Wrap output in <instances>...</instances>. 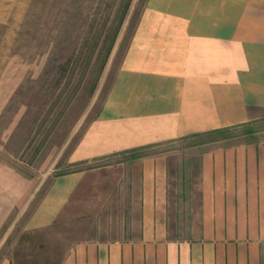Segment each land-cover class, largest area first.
<instances>
[{"label": "crops", "instance_id": "1", "mask_svg": "<svg viewBox=\"0 0 264 264\" xmlns=\"http://www.w3.org/2000/svg\"><path fill=\"white\" fill-rule=\"evenodd\" d=\"M262 117L264 0H147L72 169L0 264H264V137L148 151Z\"/></svg>", "mask_w": 264, "mask_h": 264}, {"label": "rangeland", "instance_id": "2", "mask_svg": "<svg viewBox=\"0 0 264 264\" xmlns=\"http://www.w3.org/2000/svg\"><path fill=\"white\" fill-rule=\"evenodd\" d=\"M147 0H132L109 59L107 42L129 0H0V241L6 246L96 118ZM103 25H106L104 28ZM102 28V29H101ZM246 127L253 133H247ZM264 137V117L225 135L186 137L148 151L188 156L194 146ZM210 138V139H209ZM209 140V141H208ZM211 140V141H210ZM38 185L30 197L14 195Z\"/></svg>", "mask_w": 264, "mask_h": 264}, {"label": "trees", "instance_id": "3", "mask_svg": "<svg viewBox=\"0 0 264 264\" xmlns=\"http://www.w3.org/2000/svg\"><path fill=\"white\" fill-rule=\"evenodd\" d=\"M131 1L132 0H129V2H127V4L125 5L123 13L119 17V19H118L119 21H118L117 25L113 29V30H115L114 33L109 38H105L104 41H103L104 43L107 42V47L105 49V54H104V57H103V64H102L103 66L106 64L107 60L109 59V57L111 55V52H112L114 46H115V43L117 41L119 32L121 30V27H122V25H123V23L125 21L126 16H127ZM105 26L106 25H103L102 28H104ZM246 128H247L246 129L247 133H251L252 132L251 128H248V127H246ZM228 130H230V128H221V129L211 130V131H208V132L196 133V134H193V135L188 136V137L204 138L206 136L213 137V136L225 135V133H227ZM204 143H206V141L203 140V141H201L198 144H204Z\"/></svg>", "mask_w": 264, "mask_h": 264}]
</instances>
